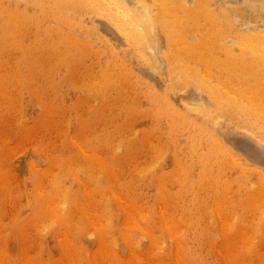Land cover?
Listing matches in <instances>:
<instances>
[{"label": "rangeland", "instance_id": "374dc122", "mask_svg": "<svg viewBox=\"0 0 264 264\" xmlns=\"http://www.w3.org/2000/svg\"><path fill=\"white\" fill-rule=\"evenodd\" d=\"M246 16L260 25L255 14ZM99 32L113 42L110 57L93 37L92 45L81 44L79 59L69 69L54 47L46 50L58 39L56 31L36 36L27 30L20 46L0 47V261L25 264L23 257L29 264H224L227 254L230 264H264V144L227 118L216 131L206 124L200 135L190 129L171 132L165 115L158 119L151 113L146 91L153 87L166 97L162 110L181 113L192 106L188 92L174 90L166 72L131 61L133 48L110 25L105 23ZM188 37L198 42L196 36ZM31 44L38 53L30 72L22 50ZM114 50L126 81H118L120 92L102 94L101 65L114 61ZM123 50L127 61L121 58ZM233 51L239 52L236 47ZM196 64L204 74L202 62ZM209 75L226 97H240L225 83L223 71L211 69ZM137 76L145 82L142 87ZM260 77L258 92H264V71ZM257 81L249 79L248 85L254 87ZM190 93L210 104L200 90L191 86ZM188 132L201 141L194 146L199 153L209 132L226 163L223 173L215 159L211 176L203 175L200 160L188 153ZM256 150L262 159L250 162L247 154ZM101 184L111 190L101 193ZM249 196H258V202ZM121 203L134 212L130 224L118 217ZM153 211L156 218L150 223ZM56 215H64L66 223L59 225ZM223 222L226 236L221 234ZM94 224L102 228L100 236ZM172 234L179 239L176 248ZM60 241L68 245L67 251Z\"/></svg>", "mask_w": 264, "mask_h": 264}, {"label": "bare ground", "instance_id": "6f19581e", "mask_svg": "<svg viewBox=\"0 0 264 264\" xmlns=\"http://www.w3.org/2000/svg\"><path fill=\"white\" fill-rule=\"evenodd\" d=\"M21 7H31L33 11L25 12ZM247 14H255L260 25L247 18ZM0 18V47L20 46L27 30H32L36 36H49L56 31L58 39L48 43L46 50L54 47V52L64 60L67 69L79 59L77 53L82 50L81 44L92 45L93 37L102 43V54L110 57L109 49L113 47V42L101 37L99 32L107 23L115 36L119 35L127 47L133 48L131 61L136 59L143 65H149L157 73L166 72L168 82L174 90L185 89L188 92L192 106L186 107L185 112L181 113L169 108L167 111L162 110L166 97L161 96L153 87L146 91V97L153 104L151 113L158 119L165 115L171 132L190 129L200 135L203 125L210 124L211 130L216 131L226 125L223 118H227L249 130L253 137L264 144V92H258L263 81L260 75L264 71V0H227L223 3L220 0H0ZM87 19L90 24L86 22ZM95 21L101 22L100 26ZM189 35L196 36L198 42L192 43ZM34 47L31 44L22 50V60L30 72L35 68L33 60L38 53L32 50ZM235 47L239 52L233 51ZM220 52L224 57L218 55ZM111 54L114 61L101 65L103 68L99 74L101 82L98 88L102 94L112 89L120 92L118 81H126L117 62L118 52L114 50ZM121 58L123 61L128 60L126 50L122 51ZM197 62H202L204 74ZM162 65L165 70L161 68ZM211 69L223 71L225 83L238 90L240 97H226L225 90L219 86L213 87L217 83H211ZM234 78L238 82H234ZM249 79L258 80L257 84L255 82V86L250 87ZM136 83L142 87L145 82L141 76H137ZM133 86L137 87L136 84ZM191 86L207 94L210 104L202 96L190 93ZM247 99L248 103L245 102ZM204 138L208 143L203 148V153L196 152L194 146L200 145L201 141H196V136L188 132V142L192 147L191 150L187 147L189 155H195L200 160L203 175L211 176L209 167L215 159H218V171L223 173L226 163L218 154L209 132ZM248 153L247 159L250 162L261 161L258 150ZM183 169L180 166L179 170ZM211 179L216 180L214 177ZM56 184L54 183L55 190L59 187ZM107 189L111 190L105 184L98 187L101 193ZM257 197L249 196V199H256L258 202ZM118 211V217L126 221L125 225L130 224L133 210L121 203ZM155 218L153 211L148 221L151 223ZM56 222L59 225L65 224L66 217L56 215ZM120 225V233L124 235L122 224ZM223 227L224 222L220 229L222 236H226ZM93 229L96 235L102 234V228L97 224L93 225ZM173 236L172 234L176 248L179 239ZM59 244L62 250L67 251L68 245L61 241ZM108 250L111 253V249ZM94 259V255L89 256L90 261ZM229 260L226 254L224 264H230ZM22 262L29 264L31 260L22 257ZM0 264L5 263L0 261Z\"/></svg>", "mask_w": 264, "mask_h": 264}]
</instances>
